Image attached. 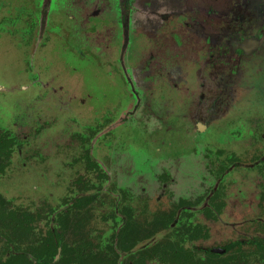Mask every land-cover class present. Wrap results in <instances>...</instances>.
<instances>
[{
    "label": "rangeland",
    "instance_id": "374dc122",
    "mask_svg": "<svg viewBox=\"0 0 264 264\" xmlns=\"http://www.w3.org/2000/svg\"><path fill=\"white\" fill-rule=\"evenodd\" d=\"M170 1V4L164 5L165 8H178L181 2V0ZM38 2L39 0H0V131L12 132L19 139L26 135L39 137L37 140L29 139L25 146L26 151L22 154L15 152L11 167L4 177H0V194L13 202L16 207H31L36 210L46 202L54 208L61 204L65 207L64 201L73 199L83 189L78 188L74 183L76 171L82 165L75 166L74 159L78 157V153L74 154L77 149L71 144L75 143L73 136L78 125L81 133L87 134V128L92 126L93 120L96 121L97 118L101 122H96L94 125L97 126V132H102L93 144L94 156L100 165L111 173L110 191L115 192L113 186L134 190L137 196L148 198L147 201L136 199L135 206L141 208L150 203L151 212L169 209L170 205L175 203L174 197L188 198L198 204L204 202L210 189L215 185L212 178L205 180L201 175L203 168L200 163L205 156L199 147L206 143L208 147L213 148L211 150L213 158L216 149L225 148L228 149L226 157L232 154L238 158L244 156L246 159L242 158L241 164L251 163L256 156L255 153L258 152L260 141L248 140L243 146L242 144L237 146L243 139L232 141L231 133L236 130L239 123L242 126L246 121L245 117L252 118L254 123L244 139L251 137L253 126L260 120L264 124V71L255 79L246 75L245 87L249 89L241 95L239 104L233 105H237L230 114L233 118L230 116L227 119L228 123L224 120L222 129L212 126L203 136L198 134L193 136V133H190L191 120L194 115H198V111L194 109L197 102L194 96L185 94L187 90L184 81L177 79L173 83L164 76L162 79L157 78L148 89H144L139 86L141 82L144 83L143 75H145L140 68L137 69L138 76L133 77L138 85L135 84L133 88L127 78L124 68L136 62L139 64L143 62L142 66H144L149 58L144 55L147 50L143 46V37L137 30L131 31L127 50L123 53L124 43L116 36L113 28L114 19L116 16L118 18L120 12L115 0H107L111 5L110 11L101 10V15L91 17L87 22L83 17L93 6L91 0L77 5L74 0H53L52 6L49 7L51 24L48 28L60 30L54 33L50 41H44L41 45L38 43L36 46L30 35L25 33L24 28L18 29L24 27L26 22L19 19L20 15L14 18L13 15L22 12L24 19L26 14L36 11ZM205 2L207 5L200 6L204 10L211 4L210 0ZM151 3L152 0H139L137 7L141 11L133 17L138 25L146 27L145 6ZM83 23L88 29L85 35L90 37H87L89 43H84L82 46L80 35L72 28L79 30ZM9 29L13 30L12 34L9 33ZM94 42L97 44L103 42L106 45L97 46L95 50L90 49L89 46H95ZM122 53L123 64L119 61ZM169 55V50H161L157 56V67L165 73L175 74V69L179 65H175ZM255 58L253 61L249 58L244 59L246 60L242 63L244 69L258 70L260 66L264 69V53ZM190 80L194 86L195 79L190 78ZM211 82L216 80L211 79ZM176 83L181 87L180 90L174 88ZM140 100L141 105L143 102H149V110L151 108L159 113L149 120V124L147 122L149 130L125 126L117 133L107 136L111 130H104L107 123L103 122V118L100 119L104 110L108 109V112L112 110L116 114L133 109ZM75 118L80 124H76ZM159 118L161 119L158 120ZM233 119L234 121L230 123ZM159 122L160 125H157ZM120 123L113 124L112 131ZM44 126L49 129L48 135H44L45 131L42 130L36 132L38 128ZM67 131L69 134L66 135ZM48 136L52 139L57 137L58 144L51 147V142L47 141ZM227 139L232 141L231 144L225 143L229 141ZM217 143L225 144L217 145ZM261 148H264V143L261 144ZM117 150L122 158L121 167L135 173L134 178H131L135 183L140 182L138 176L149 179L145 181L148 184V194L143 193L142 186L134 183L128 187L127 185L130 184L124 182L125 178L122 175L125 176V172L113 164ZM171 159L180 166L181 176L173 181L167 199L157 202L161 191L158 181L162 171L159 168L158 172H154L155 166ZM255 161L253 159L252 163ZM71 163L73 165L70 166ZM33 165L37 166L33 167ZM84 167L86 168L85 165ZM169 168L171 169L170 166ZM244 174H249L243 181L246 188L241 187L239 192L238 187L232 184L233 176L241 177ZM90 177H95L93 188L96 191L101 190L104 180L100 181L92 174ZM169 177L171 178L170 173ZM261 180H264V173L258 172V169H236L224 182L226 185H224L223 199L226 208L222 217L215 222H209L198 210L193 220L182 219L186 224L203 225L209 231L207 239L196 243L222 247L237 240L260 237L258 233L264 231V220L260 221L261 218L264 219V199L260 205L255 202L252 208L247 207L246 199L251 200L254 194L258 196L256 191H261L264 195V181L260 182ZM177 182L179 187L175 185ZM95 190L89 193L96 192ZM239 193L245 198L244 206H236L232 202V199L237 200ZM146 195H150V198ZM120 196L107 193L106 196L102 195L99 200H95L91 213L84 216L85 223L78 229V235L92 231L102 242L109 241L110 236L112 239L117 233L118 222L112 219L110 209ZM256 200L257 198L254 201ZM245 207L248 208L249 213L244 209ZM254 226L255 231H253ZM169 237L174 238V233L164 231L156 240L159 242ZM2 249L3 246L0 247V250Z\"/></svg>",
    "mask_w": 264,
    "mask_h": 264
},
{
    "label": "flooded vegetation",
    "instance_id": "af4514ba",
    "mask_svg": "<svg viewBox=\"0 0 264 264\" xmlns=\"http://www.w3.org/2000/svg\"><path fill=\"white\" fill-rule=\"evenodd\" d=\"M74 1L75 5L80 2H90V0ZM91 1L93 6L83 17L85 22L90 21L91 17H98L101 15V10L106 12L111 10V5L107 3V0ZM115 2L117 3L116 6L120 8V12L118 18L116 16L114 19L113 28L115 29L116 36L122 39L124 43L123 53L127 50L131 31L137 30L138 33H141L143 37V46L146 47L147 50L144 55L149 58L145 61V63H148H144V66H142L143 62H140L142 64L136 62V64H131L130 67L124 68L125 74L133 85V88L136 84L133 77L138 76L137 69L139 68L140 71H144L143 73L145 74L143 75L144 83L141 84V82L139 85L144 89H148L159 77V79H162L166 76L167 79L173 83L175 80L180 79L186 84L187 92H185V94L194 96V100L197 102L194 109L198 111V115H194L191 120L192 128L190 129L191 131L189 130L190 133H193V136L197 134L198 136H203L212 126H217L222 129L223 121L225 120L227 122V119L231 116V111L239 104L241 95L249 89L247 86L245 87L246 77L249 75L251 78L255 79L258 74L264 71L261 66L258 67V70L244 69V65L242 64L246 61L244 59L249 58L253 61L256 58H260L262 55L256 58L255 56L264 53V0H210L211 4H209L205 10L200 7L207 5L205 0H181L178 4V8L172 9L165 8L164 6L170 4V0H152L150 5L145 6L146 27L138 25L133 19L134 15L141 11V9L139 10L137 7L139 0H115ZM52 4L53 0H39L36 11L26 14L24 19L22 17V12L18 14L14 13L13 15V18L14 16L20 15L21 17L19 19L26 22L24 27L21 26L18 29L21 30L24 28L25 33L30 35L29 37L36 46L38 43L41 45L44 41H50L54 33L60 30L51 27L48 28L51 24L49 20V7H51ZM84 23L79 30L72 28L80 35L82 46L84 43H89L87 37H90L85 35L88 29L84 26ZM9 33L12 34L13 30L9 29ZM126 40L127 43L125 44ZM93 44L95 46H88L90 49L94 50L97 46L106 45L103 42L98 44L94 42ZM163 49L169 50V57L175 62V65H179L175 69V74L174 72L165 73L161 68L157 67V56ZM98 51L101 53L100 50ZM123 53L119 60L122 64ZM260 59L262 60V57ZM190 78L195 79L196 82L194 86ZM211 79L216 80V82H211ZM40 84L43 85V83ZM174 88L180 90L181 87L176 83L174 84ZM136 93L137 91H135V94ZM141 100L138 101V104L133 107V109L117 112L116 114L112 110L109 112L108 109L104 110L100 119L103 118V122L107 123V126L103 125L104 130H111L107 136L117 133L119 129L125 126H135L137 128L141 127L144 130H149L147 129V122L149 124V120L159 115V113L151 108L149 110V102H143L141 105ZM84 103L85 102H83V104ZM235 103H237V105L233 106ZM231 117L233 118V116ZM245 118L246 121L242 126L239 123L238 126H236V130L231 133L232 141L243 139L237 146L240 144L243 146L248 140L260 141L258 146L260 150L259 148L257 149L258 152L255 153L256 156L253 158L256 161L252 163V159L251 163L245 161L247 164H241V161L246 158L244 156L238 158L234 154L227 155L226 157L228 149L225 150V148L216 149L214 153L215 157L213 158V153L211 151L213 148L208 147L206 143L204 146L199 147L200 151L203 152L205 156V159L200 163L203 168L201 175L205 180L212 178L211 180L215 182V185L210 189L204 202L198 204L196 201L192 202L188 198L180 197V199H177L174 197L175 203H172L169 209H160L153 212L150 211V203L143 205L141 208L135 206L134 201H136V199L140 198L141 200L145 199V201H147L148 198L137 196L132 189L130 191L124 187L113 186L115 192L110 191L109 187L112 183L111 173L104 169L94 156L93 144L97 141V137L102 132H97V126L94 125L96 122H101L98 120L99 118L94 121L95 119L93 120L91 117L93 125L87 128V134L81 133L80 125H78V129L73 136L75 143L71 144H74L77 149L74 154L78 153V157L74 159L75 166L76 164L82 165L76 171L75 185L78 186L76 183L80 175L88 173V178L85 177V180L90 182L89 186L93 190H95L93 188L95 187L93 186L95 184V177L91 178V174L96 175V178H99L100 181L104 180L101 190H95L97 194L96 200H99L102 195L106 196L107 193L116 194L117 196L121 195L118 200L113 202L114 206L110 209L112 219L116 223L118 222L116 235H113L112 239L110 236L109 241L102 242L98 236L95 235L96 233L92 231L86 232V239L90 245L88 246L89 253L95 254L97 250L107 252L109 246H112L111 242L113 238L116 237L113 246L116 253L119 255L117 264H264V231L258 233L260 237L237 240L222 247H210L196 243L199 240L208 238L209 231L205 226L200 224L193 225L191 223L186 224L182 221L184 218L193 220L198 210H200L202 216L209 222L217 221L222 217L226 208L223 199V196L225 197V180L227 181L229 176H232L235 170L240 168L243 170L258 169V172L264 173V148H261V144L264 143L263 121L260 120L257 125L253 126L252 135L249 139H244L254 123L252 118ZM160 119L161 118L158 120ZM75 120H77V118H75ZM233 121L234 119L230 121V123ZM119 122L121 123L112 131V125ZM76 124H80L78 120ZM76 124H74L75 128ZM157 125H160V122L157 123ZM39 130L45 131L44 135H48L49 129L47 127L38 128L36 132ZM157 131L159 130L157 129ZM3 132L15 138V145L11 148V154L7 161L8 166L4 169L6 171L4 173L0 171V177H4L7 170L11 167L12 157L15 152L18 151V153L22 154V152L26 151L25 146L29 142V139L33 140L34 138L37 140V138H39L26 135L22 139H19V137L12 132L0 131V133ZM65 134H69V131ZM57 139V137L54 139L50 136L47 137V141L51 142V147L57 143ZM227 140L229 141L225 143L231 144L232 141H230V139ZM225 143H217V145H224ZM232 144L234 145V142ZM118 149L120 150V148ZM116 152L113 164L117 166L119 170L125 172V176L122 175L125 178L124 182L126 184L129 183L130 185L127 186L131 187L132 184L135 183L131 179L134 178L135 173L121 167L120 160H122V158L118 155V150ZM217 156H219V159H217ZM173 159L162 161L159 165L155 166L154 172H158L160 169L162 171L158 181L161 191L159 189L160 193L157 197V202L167 199V193L170 192L169 188L174 184L173 181H176V178L181 176L180 166L177 165ZM71 165L73 164L71 163L70 166ZM84 165L86 168H83ZM35 166L37 165H33V167ZM88 171H90V173ZM98 172H102L104 176L100 178V174H97ZM245 176H249V174H244L241 177L237 175L236 177L233 176L232 184L238 187L237 189H239V192L241 187L246 188V185H243V181L247 178ZM138 179L140 182L135 184L142 186L144 190L143 193L148 194V184L145 181H149V179L140 178V176H138ZM241 179L243 180L239 181ZM262 181L264 180L260 182ZM175 185L177 187L180 186L178 182ZM99 192L100 195H98ZM256 193L258 196L254 194L251 200L248 198L246 199L248 201V208H252L255 202H258V205H260L264 199V195L261 194V191H256ZM146 196L150 198V195ZM2 197L8 203L5 206L15 210L14 214L11 215L13 216L12 225L14 226L16 224L15 219H23L24 215H26V211L36 217L37 221L34 225L38 228L35 229L34 232L39 234L41 232L47 233L50 230H55L53 227L55 223L49 221L56 219V223L59 224L57 222L59 217L73 206V200L78 198V193L73 199L64 201L65 207L61 204L59 207L54 208L46 202L43 206H40V209L37 208L36 210L31 209V207H29L30 209L24 206L16 207L13 202L6 199L4 196ZM255 198H257L256 201H254ZM244 200L245 198L241 197L239 193L237 200L232 199V202L236 206H244ZM94 203L95 201L92 204ZM247 207L244 209L249 213ZM92 210L93 207H90V211ZM78 215L74 217L77 218ZM78 218H80V216ZM263 220V218L260 219V221ZM7 224H10V222L7 221L4 223L5 226H0V247L3 246V249L0 250V264L6 263V257L9 256V254H7L8 252H12V250L14 251L19 248L18 245H12L6 237L7 233H17V230L13 227H8ZM132 226L138 229L137 235L140 237L136 243L132 238L126 237V234L131 232ZM197 228L199 232H197ZM255 229L256 227L254 226L253 231H255ZM58 230L62 232V230ZM123 230H126L125 237L123 236V243H127L129 247H131V242L134 244L129 250L126 249L125 251H121L117 244V237ZM188 230H195L196 237L191 238L188 234ZM72 231H74V236L76 237L78 235V227ZM164 231L173 232L174 238L169 237L158 242L156 238ZM128 245L124 246L128 247ZM231 245L234 246L229 250L228 247ZM20 248H23L22 252L28 250L29 253L26 257L30 261L36 262L35 255L31 254L33 248L28 242L23 243V247L20 246ZM108 253L109 252L105 254L110 258ZM61 254L62 249H59L54 262H59Z\"/></svg>",
    "mask_w": 264,
    "mask_h": 264
},
{
    "label": "trees",
    "instance_id": "16d2710c",
    "mask_svg": "<svg viewBox=\"0 0 264 264\" xmlns=\"http://www.w3.org/2000/svg\"><path fill=\"white\" fill-rule=\"evenodd\" d=\"M15 145V138H13L10 134L3 132L0 133V171L4 173L8 166L7 161L9 160V156L11 154V148ZM90 173V171H88ZM100 174V178L104 176L102 172H98ZM79 180L77 181V187L83 188L78 192V198L73 200V206H71L68 210H66L57 221L55 220H47L51 223H55L53 227L54 231L50 230L49 232H41L39 234L35 233L34 230L37 229L34 223L37 221L34 215L26 212L23 219H15L16 224L13 226V215L15 210L9 209L6 204V200L3 199L0 194V226H5L4 223L7 221L10 224H7L8 227L14 228L17 230V233H7L6 237L12 245H18L19 248L16 250H12V252H8L9 256L6 257V263L3 264H117L119 255L116 253L114 248L115 238L111 242L112 246H109V250H107L110 258L105 254L106 251L97 250L95 254L89 253L88 246L89 242L86 239L85 233H80V235L74 236L75 228H82L85 223V217L87 213H91L90 207L93 206V202L97 198L96 192H90L93 190L89 185L90 182L85 180V177L88 178V173L85 175H80ZM76 186V185H75ZM85 188V189H84ZM90 188V189H89ZM70 213V215H69ZM79 214V215H78ZM78 215L81 218H75L74 216ZM169 222V220H168ZM4 228V227H3ZM52 228V227H49ZM62 232H59V230ZM199 232V229H196ZM138 229L135 226H132V230L130 233L126 234L127 238H132L136 241L140 238L137 235ZM126 230H123L118 235V248L121 251L129 250L134 244L131 242V247L127 243H123V236L125 237ZM10 234V235H9ZM188 234L191 238H195V230H188ZM24 237V238H23ZM76 238V239H74ZM128 242V240L126 239ZM28 242L31 247V254L35 255V261H30L26 256L29 253L28 250L26 252H22L23 243ZM129 243V242H128ZM20 245V246H19ZM124 245H128L125 247ZM87 246V247H86ZM231 245L228 247L230 250L232 248ZM59 249H62V254L59 262H54ZM21 250V251H19Z\"/></svg>",
    "mask_w": 264,
    "mask_h": 264
}]
</instances>
